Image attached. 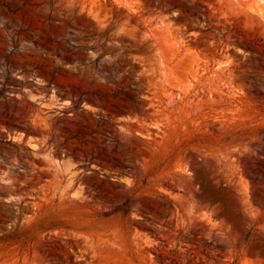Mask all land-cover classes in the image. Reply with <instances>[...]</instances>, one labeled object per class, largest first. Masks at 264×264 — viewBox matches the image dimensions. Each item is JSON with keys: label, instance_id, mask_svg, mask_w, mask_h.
I'll return each mask as SVG.
<instances>
[{"label": "rangeland", "instance_id": "rangeland-1", "mask_svg": "<svg viewBox=\"0 0 264 264\" xmlns=\"http://www.w3.org/2000/svg\"><path fill=\"white\" fill-rule=\"evenodd\" d=\"M0 264H264V0H0Z\"/></svg>", "mask_w": 264, "mask_h": 264}, {"label": "bare ground", "instance_id": "bare-ground-1", "mask_svg": "<svg viewBox=\"0 0 264 264\" xmlns=\"http://www.w3.org/2000/svg\"><path fill=\"white\" fill-rule=\"evenodd\" d=\"M251 1V0H250ZM253 1V3H255V4H257V0H252Z\"/></svg>", "mask_w": 264, "mask_h": 264}]
</instances>
